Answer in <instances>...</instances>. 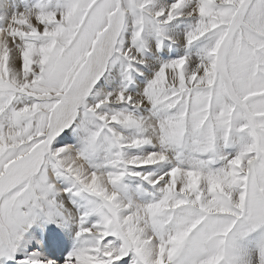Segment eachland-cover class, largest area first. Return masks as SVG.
Here are the masks:
<instances>
[{
	"label": "snow or ice",
	"instance_id": "snow-or-ice-1",
	"mask_svg": "<svg viewBox=\"0 0 264 264\" xmlns=\"http://www.w3.org/2000/svg\"><path fill=\"white\" fill-rule=\"evenodd\" d=\"M0 264H264V0H0Z\"/></svg>",
	"mask_w": 264,
	"mask_h": 264
}]
</instances>
